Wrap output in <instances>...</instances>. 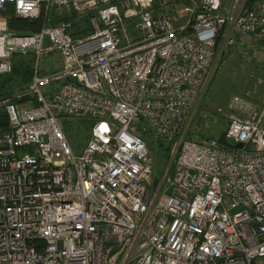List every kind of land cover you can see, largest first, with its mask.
Segmentation results:
<instances>
[{
  "label": "built area",
  "instance_id": "1",
  "mask_svg": "<svg viewBox=\"0 0 264 264\" xmlns=\"http://www.w3.org/2000/svg\"><path fill=\"white\" fill-rule=\"evenodd\" d=\"M7 5L47 22L16 33ZM53 7L93 31L73 35ZM246 40L264 73V0H0V74L33 59L26 87L0 99V264H264V100L228 103L241 147L186 123ZM76 119L91 121L81 151ZM152 138L171 147L158 180Z\"/></svg>",
  "mask_w": 264,
  "mask_h": 264
},
{
  "label": "rangeland",
  "instance_id": "2",
  "mask_svg": "<svg viewBox=\"0 0 264 264\" xmlns=\"http://www.w3.org/2000/svg\"><path fill=\"white\" fill-rule=\"evenodd\" d=\"M52 11L61 19L63 16L71 15L65 13L63 10H57L55 7L52 8ZM72 14L76 15V13ZM84 18L78 17L76 19V21L78 20L77 22H80L79 27L85 25ZM89 22L92 25L90 18ZM262 54L261 50L257 49L256 46L254 47L249 42L243 43L241 41L234 48L228 50L220 60L204 97L191 109L186 118V123H189V129H199L202 127V130L207 129L208 132H212L210 131V126L219 123V128L216 131L219 134L227 125L228 103L236 94L250 99L254 107L259 108L264 100V81L260 80L261 77L264 79V73L259 65V59ZM20 56H22L24 62L29 61L31 57L30 54H21ZM20 91L17 90L16 93ZM219 107L223 111H219ZM197 116L200 117L201 122L195 123L193 127V119ZM89 130V125L83 119H76L69 126V137L76 151H81L88 140ZM151 152L154 158L153 176L155 179H158L167 169L170 157L163 148L155 150V153L151 149ZM262 263L263 259L261 258H257L254 261V264Z\"/></svg>",
  "mask_w": 264,
  "mask_h": 264
},
{
  "label": "trees",
  "instance_id": "3",
  "mask_svg": "<svg viewBox=\"0 0 264 264\" xmlns=\"http://www.w3.org/2000/svg\"><path fill=\"white\" fill-rule=\"evenodd\" d=\"M3 15L6 17L8 26L12 31L20 34L24 33H32L39 31L46 22L47 15L43 13L40 17L35 19L25 18L16 14L12 5H7L6 9L3 11ZM49 17L51 21L55 23L56 21L61 20L53 11L50 12ZM85 17L83 21L85 25L83 27H79L80 22H77L76 19L78 17L75 14L63 16L64 19H71L74 22V32L73 35H86L93 31V27L89 22V16ZM28 62V63H27ZM24 62L22 56L15 55L13 58V67L12 71L5 74H0V99L5 97H10L15 94L17 90H23L26 87V84L29 82L32 75V66L33 59L30 57L29 61ZM199 116V115H198ZM196 117L197 123L201 122L200 117ZM90 125L91 122L88 119H83ZM71 124H67L66 131L68 133V128ZM216 125V126H215ZM210 126V131L207 129L202 130V127L198 129V132H194L195 135L200 139H205L211 135H217L216 131L219 128V123ZM225 128V127H224ZM224 128L222 130H224ZM221 130V131H222ZM220 131V132H221ZM69 134V133H68ZM150 148L155 153V150H159L160 148L165 149L167 155L170 157V144L163 139H155L152 138L150 141ZM158 180V179H156Z\"/></svg>",
  "mask_w": 264,
  "mask_h": 264
},
{
  "label": "water",
  "instance_id": "4",
  "mask_svg": "<svg viewBox=\"0 0 264 264\" xmlns=\"http://www.w3.org/2000/svg\"><path fill=\"white\" fill-rule=\"evenodd\" d=\"M8 115L7 113L0 114V125L7 123ZM218 141L228 147H241L242 143L233 144L226 138V130H222L218 136Z\"/></svg>",
  "mask_w": 264,
  "mask_h": 264
}]
</instances>
